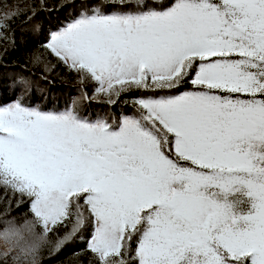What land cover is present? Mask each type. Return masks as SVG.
<instances>
[{
  "label": "rangeland",
  "instance_id": "374dc122",
  "mask_svg": "<svg viewBox=\"0 0 264 264\" xmlns=\"http://www.w3.org/2000/svg\"><path fill=\"white\" fill-rule=\"evenodd\" d=\"M49 47L89 70L99 90L170 77L198 58L191 83L212 91L137 100L172 134L183 163L132 115L111 127L66 108L0 106V171L34 191L30 210L43 230L83 192L93 217L87 246L100 258L117 254L124 231L141 220L136 264H236V250L264 264V102L245 96L264 92V0L80 12L50 34Z\"/></svg>",
  "mask_w": 264,
  "mask_h": 264
},
{
  "label": "trees",
  "instance_id": "16d2710c",
  "mask_svg": "<svg viewBox=\"0 0 264 264\" xmlns=\"http://www.w3.org/2000/svg\"><path fill=\"white\" fill-rule=\"evenodd\" d=\"M174 1L0 0V106L17 100L21 106L40 111L66 108L87 120L103 117L111 127L118 125L120 117L132 115L152 125L161 150L183 163L171 151L172 134L147 118L137 100L186 90L212 91L191 83L201 60L185 59L180 71L160 80H126L99 90L89 70L69 67L49 47L50 34L76 20L80 12L109 16L125 11H161ZM257 78L264 79V73ZM245 96H258L264 102V92ZM34 195L16 178L0 171V264H136L141 220L124 231L117 254L100 258L87 246L93 217L83 192L68 196L63 218L48 230H43L30 210ZM232 254L236 264H251L239 250Z\"/></svg>",
  "mask_w": 264,
  "mask_h": 264
}]
</instances>
